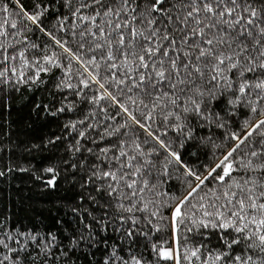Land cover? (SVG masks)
<instances>
[{
  "label": "snow or ice",
  "instance_id": "6c2138e0",
  "mask_svg": "<svg viewBox=\"0 0 264 264\" xmlns=\"http://www.w3.org/2000/svg\"><path fill=\"white\" fill-rule=\"evenodd\" d=\"M15 2L21 16L40 31H44L43 19L55 15L58 31L67 34L75 51L67 39L46 32L61 52L30 61L27 48L17 50L8 43L13 35L9 29L23 34L18 23L8 18L12 12L5 5L0 8L5 14L0 19V85L18 90L21 84H43L41 73L60 68L65 78L56 85L58 89L76 90L87 103L100 106L104 101L117 111L105 117L112 124L100 136V142L108 139L110 146L99 148L102 155L94 154L100 164L91 166L81 185H91L99 195L98 200L89 193L87 199L101 214L85 212L90 223L66 237L67 251L51 233L45 240L0 220V264H24L25 259L48 264L53 248L56 260L62 256L66 264H77L79 257L72 260L77 250L91 258L102 249L100 264H264V0H33L30 12L20 0ZM60 8L67 14L62 15ZM18 59L19 67L13 63ZM73 62L79 66L77 84L71 82ZM28 68L33 75H27ZM84 89L95 94L85 96ZM214 102L220 110L221 105L244 108L259 118L245 120L239 132H231V147L206 175L198 174L161 139L157 120L174 121L167 127L177 132L187 127L181 114L221 120L220 112L211 109ZM100 111L106 114L108 109ZM117 116L122 122L116 123ZM66 127L75 129L76 124ZM134 128L165 150L163 175L167 176L169 164L185 169L183 193L156 191L158 182L148 177L155 167L150 157L159 153L156 148L145 151L139 137L131 134ZM186 138H191L190 131ZM86 151L93 153L92 148ZM44 172L52 174L46 184L55 188L59 173L53 167ZM4 175L0 171V177ZM213 182L218 187H212ZM84 199L82 195L80 201ZM169 229V240L150 238ZM200 229L219 230L217 238L225 250L204 251L203 244L189 248L188 233L203 236ZM114 235L116 240L111 242ZM141 239L147 253L139 246ZM89 264L95 262L89 259Z\"/></svg>",
  "mask_w": 264,
  "mask_h": 264
},
{
  "label": "trees",
  "instance_id": "16d2710c",
  "mask_svg": "<svg viewBox=\"0 0 264 264\" xmlns=\"http://www.w3.org/2000/svg\"><path fill=\"white\" fill-rule=\"evenodd\" d=\"M39 2V0H36ZM33 0H20V4L27 11H32L30 5ZM8 6L12 15L8 17L18 23L19 31L23 35H13L8 38V43L15 45L17 50L27 48L26 55L30 61L40 60L45 54L52 51L57 53L61 49L54 44L46 32H52L58 39L68 40V45L75 47L72 40L66 33L58 31L59 20L55 15L43 19L40 31L35 25L21 16L19 5L15 0H0V8ZM59 8V5H56ZM62 15L67 14L66 10L60 8ZM0 13V19L4 17ZM68 27V25H65ZM27 37L25 40L24 37ZM21 41L19 44L16 41ZM3 38L0 37V42ZM32 44L39 47L33 49ZM12 52V49H9ZM64 61V56H60ZM19 67V59L13 62ZM65 63V67H66ZM79 66L73 62V73L71 82L79 83L76 76V69ZM82 70V69H81ZM27 75H33V69L28 68ZM11 75V73H9ZM65 78V73L60 68H53L49 73H41L40 79L43 84L28 83L21 84L17 88L11 86L5 88L0 85V171L5 175L0 177V220L5 221L9 226H15L19 231L31 232L33 234L43 235L45 240L49 233L57 237L60 246L67 251V236L73 235L76 229L83 231V225L90 223V219L85 212L91 213L92 216H99L100 208L91 204L87 199V194L99 195L93 190L91 185L81 187L85 177L89 174L92 165L100 164V161L94 158V154H99V148L110 146L108 139L100 142V136L103 135L104 128L112 124L106 119V116H112L117 109L110 107L108 103L101 101L100 106L87 103L82 97L76 95L73 89H58L56 85ZM85 96H92L95 93L84 89ZM70 106V107H69ZM63 107L64 111L59 109ZM107 108L106 114L100 111V108ZM223 110L217 108L214 102L211 105L213 111H219L221 120L206 121L195 117L193 114H181L183 122L187 127L182 132H177L168 128L167 124L175 123L169 120L167 124H160L159 133L161 139L166 144H170L171 150L178 151L181 155L183 164L196 171L198 174H207V169L214 166L217 158L222 155L224 150L231 147L233 141L229 138L231 132H239L245 120L257 119V115L251 114L244 108H232L231 106L221 105ZM95 113V115H92ZM229 113H235L230 115ZM84 120V124L78 123ZM121 117L117 116L116 123H120ZM75 123V129L66 127ZM223 123L224 127H218ZM89 124H98L97 128H89ZM112 126H115L114 124ZM156 126H153L155 130ZM167 128V134L164 135ZM111 130V129H109ZM191 132V138H186V133ZM84 132L85 137L81 138L79 133ZM132 135L139 137V142L145 151L156 148L159 155H152L150 159L155 167L153 175L148 177L150 181H157L158 192H168L172 195H180L185 189V169L176 164H169L167 176L163 175V165L166 152L159 148L157 143L139 128L132 129ZM147 139V143L145 140ZM92 140L97 143H91ZM78 142V143H77ZM113 143L115 140L113 139ZM183 144L181 148L180 145ZM219 146V147H217ZM80 151H76V148ZM92 148L93 153L86 151ZM111 155V153H109ZM72 165L75 166L73 169ZM53 167L59 173L55 188H50L46 184L51 179L49 173L44 169ZM8 168L13 169L11 172ZM27 169V171H18L17 169ZM159 173V175H157ZM191 180V177H187ZM212 187H218L215 182ZM207 191V189H205ZM203 194V193H202ZM85 196L83 202L81 196ZM161 201L167 197H159ZM103 204L104 201L100 200ZM72 209H76L75 212ZM164 215H168L164 210ZM154 223L156 221H153ZM166 223V222H165ZM93 225V229H95ZM147 231L148 229H143ZM203 236L196 231L188 233V247L204 245V251L211 249L213 252L224 251L221 240L217 238L219 230L200 229ZM118 235V234H116ZM170 229L162 233H156L150 238L155 241L157 237L161 240H169ZM115 235L111 242H115ZM140 248L147 253L149 249L146 242L141 239ZM104 250L97 251L94 257L82 255L77 250L72 260L77 264H89V259L95 264H100ZM69 255H72L69 253ZM56 249H52V258L48 264H66L65 259L61 256L56 260ZM24 264H32L30 259H25ZM42 264V262H41ZM187 264V262H185ZM195 264H200L196 261Z\"/></svg>",
  "mask_w": 264,
  "mask_h": 264
}]
</instances>
